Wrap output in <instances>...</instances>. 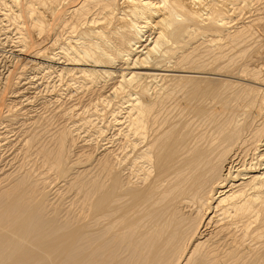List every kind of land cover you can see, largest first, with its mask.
Wrapping results in <instances>:
<instances>
[{
  "label": "bare ground",
  "instance_id": "6f19581e",
  "mask_svg": "<svg viewBox=\"0 0 264 264\" xmlns=\"http://www.w3.org/2000/svg\"><path fill=\"white\" fill-rule=\"evenodd\" d=\"M0 24V264H264V0H0Z\"/></svg>",
  "mask_w": 264,
  "mask_h": 264
},
{
  "label": "rangeland",
  "instance_id": "374dc122",
  "mask_svg": "<svg viewBox=\"0 0 264 264\" xmlns=\"http://www.w3.org/2000/svg\"><path fill=\"white\" fill-rule=\"evenodd\" d=\"M4 22H6V21H3V22H1V24L4 26ZM0 24V26H2ZM5 29H3V31L1 30L0 31V83H2V80H3V77L8 73V70H10L9 68H11V66H12V64L14 63V58H15V56H16V50H15V46H14V39L16 40V36H14L12 33L13 32H11V31H7V30H5ZM13 36V37H12ZM11 37V38H10ZM13 38V39H12ZM12 42V43H11ZM11 64V65H10ZM33 73V72H32ZM32 73H30V72H28V75H27V80L26 79H24V81H29V83L27 84V85H29V86H31L30 88H29V90H28V92L26 93V96L28 95V96H32L34 93V84L33 83H30L31 81L33 82L34 81V83L36 84V86L37 85H39L40 83V80H37V78H36V75H34V73L32 74ZM39 75V74H38ZM35 78H34V77ZM31 79V80H30ZM0 87H1V85H0ZM40 88H42V86H40ZM32 102H34V100L32 101ZM28 104H33V103H28ZM27 104V105H28ZM81 106L82 105H80V106H78L79 108H81ZM80 109H77V110H74V111H79ZM84 126V125H83ZM81 127L80 126V128H78V130L80 131V134L82 135H80L82 138H85V139H87V137H86V135L88 134V132H90L91 131V128H90V130L88 131V129H89V126H84V127ZM83 128V129H82ZM88 128V129H87ZM85 129H87V132H86V130ZM113 130H111V129H107V131H105L106 133H105V140H103V141H106V142H110L111 140L110 139H112V137H113V132H112ZM109 140V141H108ZM103 141H102V143H103ZM105 143V142H104Z\"/></svg>",
  "mask_w": 264,
  "mask_h": 264
}]
</instances>
